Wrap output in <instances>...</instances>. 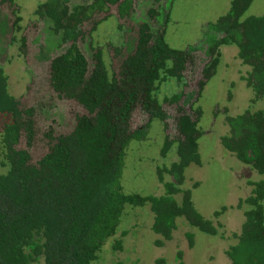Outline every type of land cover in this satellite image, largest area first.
I'll return each instance as SVG.
<instances>
[{"label":"trees","instance_id":"16d2710c","mask_svg":"<svg viewBox=\"0 0 264 264\" xmlns=\"http://www.w3.org/2000/svg\"><path fill=\"white\" fill-rule=\"evenodd\" d=\"M0 1L16 16L13 0ZM253 1L231 0L223 16L202 27L199 43L184 49L172 48L165 40L172 0H46L38 6L36 15L43 28L48 25L59 40L48 57L50 103L54 101L53 111H48L63 115L62 105L75 102L84 113L76 116L68 131L45 134L47 150L33 161L20 141L25 139L28 147L32 144L39 108H44L20 105L10 93L0 62V117L4 119L0 264H96L102 247L116 235L125 209L146 205L157 246L172 239L179 218L205 235L223 236L222 226L205 218L195 208L190 189L182 186L185 169L201 162L198 123L202 111L194 108L200 91L216 73L224 46L237 48L244 70L241 79L254 94L251 103H264V14L242 20ZM111 6H116L119 35L108 47L119 60L110 73L102 48L93 46L92 34L108 18ZM146 7L145 12L141 10ZM144 13L146 19L137 20ZM4 18L0 17L3 30L12 33L15 21L6 26ZM131 20L139 25H124ZM195 65L200 78L194 94L185 88L187 77L197 72ZM162 82L172 83L177 91L160 101L157 91ZM165 102L178 112L175 136L167 135L160 150L165 157L175 146L176 158L168 167L157 168L163 194L126 193L121 177L128 146L146 138L151 122L168 120ZM226 110L223 119L229 129L220 144L257 175L247 183L249 194L237 202V208H243V221L233 234L235 243L225 253L230 264H264V108L236 116ZM137 112L145 123L133 129ZM223 210L213 216L218 218ZM186 237L191 246L193 235L187 232ZM113 248L120 250L121 242L116 241ZM154 264H165V260L158 258Z\"/></svg>","mask_w":264,"mask_h":264},{"label":"rangeland","instance_id":"374dc122","mask_svg":"<svg viewBox=\"0 0 264 264\" xmlns=\"http://www.w3.org/2000/svg\"><path fill=\"white\" fill-rule=\"evenodd\" d=\"M231 0H172L170 19L166 27L165 40L176 49H184L201 40L202 27L214 23L229 9ZM16 5V16L12 10L0 1V17L6 26L14 23V31L3 30L0 22V62L8 75L10 93L16 97L22 107L38 105L37 134L28 147L26 140L20 141V147L28 148L32 160L39 159L47 150L48 141L45 134L66 132L73 125L77 115L84 113L81 106L75 102L63 104V115L53 111L48 84V57L59 46V40L48 31V25L43 28L40 18L36 15L39 5L46 0H13ZM141 9V10H145ZM106 15L108 18L98 24L93 32V46L102 48L103 59L108 72L116 70L119 58H114L109 42L117 38V20L114 17L116 6H111ZM141 12V11H140ZM139 12V13H140ZM264 14V0H254L243 15L258 16ZM16 17H19V21ZM104 19V18H103ZM146 19L145 13L140 22ZM19 25V28H18ZM124 25L136 27L138 21L131 20ZM128 27V26H127ZM7 28V27H6ZM131 31L130 34H133ZM13 43L11 44V39ZM9 43V44H8ZM199 43V42H198ZM11 44V45H10ZM197 44V43H196ZM42 52V53H41ZM216 73L207 81L198 95L195 108L202 111L198 128L202 134L198 139L200 164H190L185 169V180L182 189H190L191 200L195 208L215 225L220 224L223 236H208L195 228L188 227L183 219H177L176 230L172 239L163 246L155 244L158 236L151 231L152 214L146 205L142 209L126 208L117 233L108 240L99 253L96 264H154L158 258H163L165 264H230L227 248L235 243L233 234L238 233L243 221V208H237V202L249 194L248 181L255 179L253 172L242 165L231 153L220 144V137L228 133L224 122L223 111L236 116L245 111L255 112L264 108L263 102L251 103L253 92L246 88L241 76L244 73L240 60L237 58V48L224 46ZM47 56V57H45ZM198 65H195L197 70ZM246 72V71H245ZM199 69L186 79L185 90L198 92L197 80ZM172 83L162 82L158 85L157 97L160 101L176 93ZM195 97V96H194ZM193 98H191L192 100ZM164 103L169 118L162 123L154 121L143 141L130 142L124 158V169L121 184L126 193L137 192L143 195L158 196L163 194V187L157 179V168L169 166L175 157V146L165 157L160 150L167 135L175 136L174 118L177 107ZM187 109V105L184 107ZM188 110V109H187ZM4 119L0 117V163L1 129ZM145 123L143 115L137 112L132 118V128L137 129ZM51 125V126H49ZM54 133V134H55ZM165 180L168 179L167 175ZM179 198V197H178ZM222 207V214L213 215ZM264 208V202H263ZM189 232L194 241L190 246L186 237ZM116 241L121 242V249L113 248ZM181 253L178 257V253Z\"/></svg>","mask_w":264,"mask_h":264},{"label":"flooded vegetation","instance_id":"af4514ba","mask_svg":"<svg viewBox=\"0 0 264 264\" xmlns=\"http://www.w3.org/2000/svg\"><path fill=\"white\" fill-rule=\"evenodd\" d=\"M243 81V80H242Z\"/></svg>","mask_w":264,"mask_h":264}]
</instances>
